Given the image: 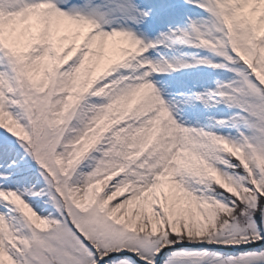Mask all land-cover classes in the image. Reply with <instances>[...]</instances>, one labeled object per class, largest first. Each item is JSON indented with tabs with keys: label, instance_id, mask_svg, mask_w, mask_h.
<instances>
[{
	"label": "snow or ice",
	"instance_id": "snow-or-ice-1",
	"mask_svg": "<svg viewBox=\"0 0 264 264\" xmlns=\"http://www.w3.org/2000/svg\"><path fill=\"white\" fill-rule=\"evenodd\" d=\"M0 264H264V0H0Z\"/></svg>",
	"mask_w": 264,
	"mask_h": 264
}]
</instances>
